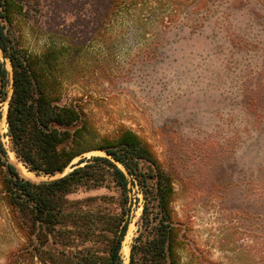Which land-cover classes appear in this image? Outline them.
I'll return each instance as SVG.
<instances>
[{
    "label": "rangeland",
    "instance_id": "rangeland-1",
    "mask_svg": "<svg viewBox=\"0 0 264 264\" xmlns=\"http://www.w3.org/2000/svg\"><path fill=\"white\" fill-rule=\"evenodd\" d=\"M44 2L19 30L36 53L60 41L45 33L47 23L80 31L87 23L54 21ZM143 8L113 16L94 35L82 31L62 104L82 106L99 137L129 130L148 144L173 179L183 264H264V0H160ZM0 133L8 156L7 131ZM94 155L104 156L84 157ZM17 170L35 183L49 180ZM110 194L81 190L70 198ZM141 210L134 208L123 242L129 252ZM1 232L9 237L0 243L16 246L3 208Z\"/></svg>",
    "mask_w": 264,
    "mask_h": 264
},
{
    "label": "trees",
    "instance_id": "trees-1",
    "mask_svg": "<svg viewBox=\"0 0 264 264\" xmlns=\"http://www.w3.org/2000/svg\"><path fill=\"white\" fill-rule=\"evenodd\" d=\"M50 1L46 14L53 20L82 19L86 25L77 27L84 35H94L113 16L139 7L142 11L160 0ZM41 3L44 0H0V121L7 102L4 137L28 172L49 179L35 183L23 178L9 162L0 133V210L18 238L14 247L0 243L2 264H123V242L139 205L128 264H183L181 224L172 209L173 179L148 144L129 130L99 137L82 106L62 104L63 85L70 78L67 67L82 31L47 23L45 33L60 41L40 53L24 46L21 22ZM91 152L104 156L84 157ZM68 168L72 171L62 176ZM57 175L61 176L51 179ZM102 188L111 194L70 198L81 190ZM5 236L1 232L0 241L9 234Z\"/></svg>",
    "mask_w": 264,
    "mask_h": 264
},
{
    "label": "bare ground",
    "instance_id": "bare-ground-1",
    "mask_svg": "<svg viewBox=\"0 0 264 264\" xmlns=\"http://www.w3.org/2000/svg\"><path fill=\"white\" fill-rule=\"evenodd\" d=\"M10 68V67H9ZM0 131L1 132H6L7 131V126H6V107L2 110V119L0 121ZM9 147V146H8ZM8 156H9V160L11 162H13L14 164H16V167L19 168V170L21 171V173L24 175V174H27L28 176H32V174L30 172H28L21 164H19L16 160H15V157H14V154L11 153L9 150H8ZM28 178V177H26ZM126 239L127 237L125 238V242H126ZM124 242V243H125ZM129 255V246L127 245H124L122 247V250H121V256H124L125 258H127Z\"/></svg>",
    "mask_w": 264,
    "mask_h": 264
},
{
    "label": "water",
    "instance_id": "water-1",
    "mask_svg": "<svg viewBox=\"0 0 264 264\" xmlns=\"http://www.w3.org/2000/svg\"><path fill=\"white\" fill-rule=\"evenodd\" d=\"M6 113H7V112H6ZM70 171H72V169H71ZM65 174H66V172H64V173L62 174V176L65 175Z\"/></svg>",
    "mask_w": 264,
    "mask_h": 264
}]
</instances>
